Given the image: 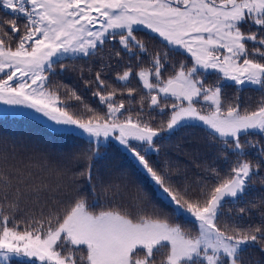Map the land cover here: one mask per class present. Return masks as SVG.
<instances>
[{
    "label": "snow or ice",
    "instance_id": "1",
    "mask_svg": "<svg viewBox=\"0 0 264 264\" xmlns=\"http://www.w3.org/2000/svg\"><path fill=\"white\" fill-rule=\"evenodd\" d=\"M0 9V105L86 136L79 155L89 161L79 171L50 162L67 182H35L8 163L15 148L0 149V264H245L249 247L264 252V211L245 222L250 210L239 207L257 206L246 197L264 168V0H0ZM140 29L165 50L150 51ZM77 60L97 61L81 79L103 110L50 81ZM227 86L262 98L251 108ZM183 127L204 130L211 157L183 169L154 160L161 133ZM112 142L146 189L95 181L90 161Z\"/></svg>",
    "mask_w": 264,
    "mask_h": 264
},
{
    "label": "trees",
    "instance_id": "2",
    "mask_svg": "<svg viewBox=\"0 0 264 264\" xmlns=\"http://www.w3.org/2000/svg\"><path fill=\"white\" fill-rule=\"evenodd\" d=\"M6 18L4 10L0 9V19ZM137 38L142 40L150 51H164L165 49L160 43L158 37L140 29L136 32ZM111 51V46L108 47L106 52ZM123 61L128 62L127 56L122 54ZM177 60L183 57H177ZM96 60L86 61L77 60L75 62L65 61V71L61 72L60 68H56V74L49 77L53 85L67 84L70 87H75L78 94L82 95L83 101L93 108L103 110L98 102V98L92 95L91 88L83 86L81 79V71L84 79H91V72L95 71ZM115 66V61H113ZM72 69V70H68ZM111 75V83L115 87L119 85L115 82L114 74ZM214 76H209L208 81L213 82ZM131 87L137 88L136 81L131 82ZM64 94L63 89L61 95ZM224 94L228 98L239 96L244 104L250 105L255 108L258 101L262 98L261 93L249 88L243 92H237L234 87L227 86L224 88ZM72 104H79L77 101H70ZM249 108V110H251ZM161 118H157L154 123H159ZM87 137L73 132H58L51 129L42 121L24 114H0V149L7 147L9 151L15 148V159H10L8 163L15 165L17 168L30 171L32 173L31 180L39 182L46 180L55 183L63 179L67 182V177H58L55 171H49L44 165L50 162L63 161L73 171L82 170L85 166L87 159L79 155L84 149L88 147ZM253 140H261L260 136L250 137ZM264 143V140L261 141ZM157 143L160 148L158 156L153 155L154 160L163 163L165 160H171L180 164L183 169L186 165H191L193 159L202 161L205 158L211 157L213 149L209 146V141L206 134L201 127H183L177 130L171 138L168 134L161 133V137L157 138ZM93 165V173L95 181H108L113 180L118 183L127 185L129 192L134 194L138 188H147L144 184L143 175L137 169L135 162L131 157L127 156L119 146L112 142L106 147H101L100 158H95L90 161ZM197 171L194 167L188 168L189 176ZM260 177L264 178V168L260 171ZM261 178H257L250 186L247 200H254L256 207L251 204L241 203L239 207H246L250 210V215L245 217V222L252 221L258 222L260 219V212L264 211V202L260 197H264V182ZM94 181V182H95ZM83 184V181L81 180ZM86 186V185H85ZM99 194V188H98ZM101 203L104 198L101 196ZM231 216H238L237 206L228 205ZM184 223L183 220L179 221ZM187 228H193V225H185ZM245 264H264V252L259 246L249 247L243 254Z\"/></svg>",
    "mask_w": 264,
    "mask_h": 264
},
{
    "label": "rangeland",
    "instance_id": "3",
    "mask_svg": "<svg viewBox=\"0 0 264 264\" xmlns=\"http://www.w3.org/2000/svg\"><path fill=\"white\" fill-rule=\"evenodd\" d=\"M0 114L1 115H4V114H17V115L24 114V115H28V116L34 117V118L42 121L43 123H45L47 126H49L51 129H53L55 131H56V128L58 127V126L54 125L51 121H48L47 118L41 116L38 113L33 112L30 109L13 110V109H9L7 106L0 105ZM65 132H73V133L80 134L78 131H75V130L65 131ZM165 133H167V132H165Z\"/></svg>",
    "mask_w": 264,
    "mask_h": 264
}]
</instances>
